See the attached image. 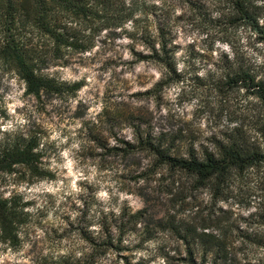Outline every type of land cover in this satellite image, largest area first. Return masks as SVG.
I'll list each match as a JSON object with an SVG mask.
<instances>
[{
    "label": "rangeland",
    "instance_id": "1",
    "mask_svg": "<svg viewBox=\"0 0 264 264\" xmlns=\"http://www.w3.org/2000/svg\"><path fill=\"white\" fill-rule=\"evenodd\" d=\"M157 5V14L166 17L179 80L148 95L144 92L162 77L163 67L135 62L134 51L148 50L120 30L101 34L91 50L72 51L63 64L44 70L62 81L81 82L73 95L44 93L38 100L25 94L15 74L0 72V139L7 132L37 135L49 173L37 180L28 179L23 169L19 176L0 173V195L18 193L29 202L21 244H0V264H60L61 255L79 257L83 232L96 233L104 221L115 225L121 209L142 207L148 210L146 224L126 234L125 254L144 264H187L185 243L169 230H158L151 218L166 207V173L145 152L123 156L109 148L116 137L131 140L138 121L180 142L193 141L195 148H212L235 127L248 131L259 104L220 78L241 65L264 77V44L229 19L228 0ZM148 24L155 34L156 24ZM184 194L192 195L177 208L179 217L197 232L207 225L204 231L222 241L225 264H264V165L232 174L222 200L210 187Z\"/></svg>",
    "mask_w": 264,
    "mask_h": 264
},
{
    "label": "trees",
    "instance_id": "2",
    "mask_svg": "<svg viewBox=\"0 0 264 264\" xmlns=\"http://www.w3.org/2000/svg\"><path fill=\"white\" fill-rule=\"evenodd\" d=\"M0 0V72L13 73L24 84V92L36 99L44 93L75 94L82 83L66 82L44 74L52 65L63 64L70 52L91 50L101 34L108 36L117 30L136 44L139 40L148 53L135 52L136 60L152 61L163 67L162 77L144 93L177 82L174 51L164 27L165 18L157 14V4L167 5L173 0ZM187 4L193 0H179ZM164 3V4H163ZM229 19L251 29L264 44V0H228ZM167 12V10H166ZM166 15V14H165ZM223 15V14H222ZM148 21L156 24V33L149 30ZM129 28H126V26ZM230 88L241 89L259 104L256 119L248 131L235 127L223 140H216L212 148H195L193 141H179L167 133H156L141 122L132 124L131 140L116 137L109 148L116 154L133 156L145 152L152 164L166 173L163 182L165 209L153 217L156 228L169 230L185 243L187 264H225L220 254L222 241L207 233V225L197 232L194 224L179 217L177 208L186 198L184 193L194 188L214 189L222 200L230 176L264 165V77L250 65L231 67L221 75ZM121 114L118 116V120ZM131 118V117H130ZM134 119L131 118V121ZM253 129V130H251ZM0 139V173L19 176L20 169L28 179L49 176L43 166V152L37 135L7 132ZM141 176V175H139ZM188 185V186H187ZM183 192L182 198H180ZM29 202L22 195H0V244L17 248L21 244V229L28 222ZM147 208L121 209L115 225H100L99 231L81 234L85 243L79 257L73 254L58 257L60 264H144L125 254V236L137 225L146 224ZM146 227V226H145ZM144 227V228H145ZM197 256L200 262L197 263Z\"/></svg>",
    "mask_w": 264,
    "mask_h": 264
}]
</instances>
